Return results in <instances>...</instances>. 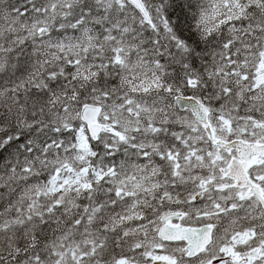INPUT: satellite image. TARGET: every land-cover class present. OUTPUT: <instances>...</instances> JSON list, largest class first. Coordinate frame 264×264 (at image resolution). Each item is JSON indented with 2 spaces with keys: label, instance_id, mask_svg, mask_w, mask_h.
Masks as SVG:
<instances>
[{
  "label": "snow or ice",
  "instance_id": "1",
  "mask_svg": "<svg viewBox=\"0 0 264 264\" xmlns=\"http://www.w3.org/2000/svg\"><path fill=\"white\" fill-rule=\"evenodd\" d=\"M0 264H264V0H0Z\"/></svg>",
  "mask_w": 264,
  "mask_h": 264
}]
</instances>
